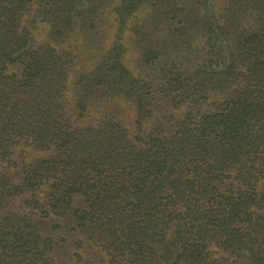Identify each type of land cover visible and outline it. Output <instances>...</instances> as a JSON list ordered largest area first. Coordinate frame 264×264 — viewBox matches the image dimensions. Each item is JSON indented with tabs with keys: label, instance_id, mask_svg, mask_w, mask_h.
Returning a JSON list of instances; mask_svg holds the SVG:
<instances>
[{
	"label": "trees",
	"instance_id": "obj_1",
	"mask_svg": "<svg viewBox=\"0 0 264 264\" xmlns=\"http://www.w3.org/2000/svg\"><path fill=\"white\" fill-rule=\"evenodd\" d=\"M0 264H264V0H0Z\"/></svg>",
	"mask_w": 264,
	"mask_h": 264
},
{
	"label": "rangeland",
	"instance_id": "obj_2",
	"mask_svg": "<svg viewBox=\"0 0 264 264\" xmlns=\"http://www.w3.org/2000/svg\"><path fill=\"white\" fill-rule=\"evenodd\" d=\"M37 155H35V154H32V157H36Z\"/></svg>",
	"mask_w": 264,
	"mask_h": 264
}]
</instances>
